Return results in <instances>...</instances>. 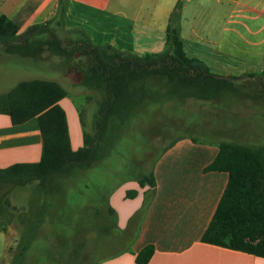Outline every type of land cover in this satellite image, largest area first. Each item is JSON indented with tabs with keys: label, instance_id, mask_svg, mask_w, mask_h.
<instances>
[{
	"label": "crops",
	"instance_id": "crops-1",
	"mask_svg": "<svg viewBox=\"0 0 264 264\" xmlns=\"http://www.w3.org/2000/svg\"><path fill=\"white\" fill-rule=\"evenodd\" d=\"M66 1L61 20L67 32L81 28L94 44H109L137 55L162 53L167 49L169 15L177 8L180 37L188 57L226 77L264 72V0ZM57 7L58 0H0V14L20 21L18 34L52 19ZM59 19L50 25L60 34L53 26ZM70 34L73 40L77 37ZM0 50L4 51L1 43ZM24 58L29 64L48 62L42 57ZM34 78L40 77L27 79ZM66 105L70 109V103ZM67 124L71 147L74 143L78 147L80 123ZM174 140L154 163L153 195L147 184L140 186L137 180L111 193L108 201L117 217L113 229L121 240L124 237V244L118 246L109 234L104 239L108 251L89 264H139L135 256L148 244L154 251L144 264H264V257L201 240L228 174L205 170L218 152V143H198L185 137ZM42 150L35 117L13 124L8 115L0 113V167L38 161ZM145 199L148 204L141 209ZM42 219L40 213L38 221Z\"/></svg>",
	"mask_w": 264,
	"mask_h": 264
},
{
	"label": "trees",
	"instance_id": "trees-1",
	"mask_svg": "<svg viewBox=\"0 0 264 264\" xmlns=\"http://www.w3.org/2000/svg\"><path fill=\"white\" fill-rule=\"evenodd\" d=\"M66 6V0H58L52 19L33 24L19 34L20 21L0 14V43L5 53L24 57L38 58L45 51L56 56L84 57L86 73L82 77L83 84L104 93L98 109L96 132L94 135L84 132L83 145L73 149L66 113L59 104V100L67 95L66 89L50 79L17 82L0 93V113L8 115L13 124L35 117L43 150L38 161L15 162L0 167V183L23 186L36 180L44 189L52 177L87 168L97 160L98 148L108 127L121 121L141 103L191 99L198 107H209L212 106L210 102L225 91L240 93L242 90L237 86L240 78H257L254 80L263 84L264 72L261 75L249 73L226 77L210 72L201 60L188 57L180 37L177 8L168 19L167 49L158 54L137 55L118 51L109 44H94L81 28L69 29L68 32H74L77 37L73 46L67 45L50 25L53 20L63 18ZM59 20L57 24L61 23ZM206 102L211 105L205 106ZM205 170L225 171L228 180L201 240L264 257V144L221 140L215 158ZM137 181L140 186L147 184L153 195V168ZM148 201H143L141 209ZM107 212L116 215L108 203ZM115 224L116 216L112 222L114 229ZM153 251L152 245H145L136 254V262L146 263Z\"/></svg>",
	"mask_w": 264,
	"mask_h": 264
},
{
	"label": "rangeland",
	"instance_id": "rangeland-1",
	"mask_svg": "<svg viewBox=\"0 0 264 264\" xmlns=\"http://www.w3.org/2000/svg\"><path fill=\"white\" fill-rule=\"evenodd\" d=\"M60 22L52 25L73 46L64 21ZM40 57L48 62L29 64L27 58L0 50V90L36 76L58 81L68 92L59 102L67 123H80L82 128L80 147L84 132H96L104 93L83 84L84 57L46 51ZM254 79L240 78V93L225 91L210 102L212 106L204 103L209 107H198L191 99L141 103L108 127L93 164L50 178L44 189L36 180L23 186L0 183V264H89L108 251L104 239L109 234L118 246L124 244V237L121 240L113 229L116 215L107 212L108 198L118 187H130L149 173L164 147L177 137L198 143L264 144V83Z\"/></svg>",
	"mask_w": 264,
	"mask_h": 264
},
{
	"label": "flooded vegetation",
	"instance_id": "flooded-vegetation-1",
	"mask_svg": "<svg viewBox=\"0 0 264 264\" xmlns=\"http://www.w3.org/2000/svg\"><path fill=\"white\" fill-rule=\"evenodd\" d=\"M262 82L264 83V80Z\"/></svg>",
	"mask_w": 264,
	"mask_h": 264
}]
</instances>
